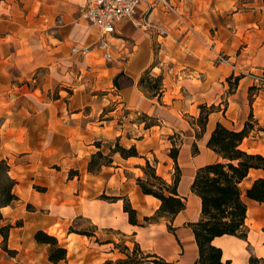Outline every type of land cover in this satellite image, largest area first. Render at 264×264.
Wrapping results in <instances>:
<instances>
[{
	"label": "crops",
	"instance_id": "obj_1",
	"mask_svg": "<svg viewBox=\"0 0 264 264\" xmlns=\"http://www.w3.org/2000/svg\"><path fill=\"white\" fill-rule=\"evenodd\" d=\"M11 1L10 4L8 0L0 1V97H9L15 91L14 81L23 79L28 71L40 67L37 60H24L23 50L28 47L26 44L33 34L42 36L40 44L49 46L57 60L67 57L70 45L87 48L96 44L100 37L98 30L88 26L83 19L82 9L87 0L50 2L45 16L48 22L46 31H40L39 27L27 28L20 4L23 0ZM172 3L177 8L176 15L159 8L149 10L146 4H142L133 18L119 23L116 34L110 38L112 61H105L107 64L99 68L88 69L87 75L81 77L89 88L105 92L101 97L95 92V101L91 104L98 106L100 111L110 107L105 117L108 120L101 121L99 131L95 133L99 140L119 139L124 147L136 146L139 154L145 157V152L152 148L159 134L182 135L179 192L187 198V208L174 221L175 234L168 231L165 221L144 226L131 225L123 200L111 202L101 197L88 198V190L81 183L75 184L72 179L65 180L64 175H48L45 172L47 169L53 171L50 168L53 162L71 160V155L76 158L75 153L84 145L83 138L90 127L84 121L58 120L59 112L65 118L67 107L57 106L60 101L49 105L42 101L37 105L33 112L34 135L31 134L32 126L26 120L14 123L8 120L1 131L0 160L11 162V172L17 173L15 193L19 201L16 203L21 205L14 212H18V219H22L24 224L34 222L35 233L38 230L48 233L61 215L83 217L97 228V233L105 232L111 237L104 247L113 245L111 242L116 235L132 237L144 251L158 254L169 262L197 264L199 249L187 224L201 219L202 201L191 187L199 168L220 160L208 148L213 131L218 124L241 131L251 122L254 131L247 139L254 138L255 143L264 144V84L255 80V77L264 76V0H172ZM34 11L35 8L32 18H35ZM58 15H61L59 22L56 21ZM55 42H59V46H55ZM219 53L225 56L224 62L217 59ZM91 54L97 60L103 59L97 50L84 58H89ZM146 72L163 78L161 97H151L140 87V80ZM237 77L240 78L238 84L234 81L229 83L230 78ZM251 88H255L252 100ZM85 96L92 97L87 93ZM212 106L216 110L210 114L201 138H197L201 107ZM123 108L132 115L159 118L161 125L144 129L138 139L130 137L128 134L135 132V128L118 125L116 119ZM195 144L198 148L196 154ZM46 149L54 152L51 159H47ZM246 151L264 156V150L259 147ZM89 160L85 161L86 171L95 181H99L98 177L104 171L117 165L114 163L113 167L104 168L95 175L88 172ZM116 161L130 165L145 161V158L126 160L117 155ZM124 169L121 165L117 166L106 180L117 185L118 193L105 194L129 198L137 211L139 223L143 224L145 217H152L161 203L157 199L155 202L149 200L152 196L143 194L137 183L133 185L132 179H123ZM260 177H264V171L252 170L243 187L248 188L252 181ZM35 184L43 185L46 190H34ZM74 189L80 190L79 197L84 196L85 199L83 204L73 208L72 215L71 210L64 209V206L71 200ZM246 202V224L250 229L248 239L223 236L213 241V245L223 251V260L230 261V264H250L252 258L264 259V204L250 199ZM27 205L34 206L36 211L27 212ZM45 210L50 214L38 216ZM4 217L12 221L15 214H4ZM100 254L99 264L122 257L116 249ZM69 257L70 252L68 260ZM62 263L65 262L59 264Z\"/></svg>",
	"mask_w": 264,
	"mask_h": 264
},
{
	"label": "rangeland",
	"instance_id": "obj_2",
	"mask_svg": "<svg viewBox=\"0 0 264 264\" xmlns=\"http://www.w3.org/2000/svg\"><path fill=\"white\" fill-rule=\"evenodd\" d=\"M0 1L7 2V0ZM54 1L58 2L59 0H23L20 4L22 5L21 9L24 14V22L27 24V28L29 27V29L32 30L34 27H39L40 31H44L48 23L45 17L47 8L49 7V3ZM8 2L9 4L12 3L11 0H8ZM34 8V13H36L34 15L35 18H32V10ZM60 20L61 15H58L56 21L59 22ZM85 23L91 26L87 22ZM40 41H42V36L33 34L31 36V41L26 44L28 47L23 50L24 60H29L30 62L37 60L40 62V67L28 71L23 79L14 81L13 88H15V91L13 94H9V97H0V133L3 130V125L8 120L13 123L18 120H26V122L32 126L33 129L31 134L34 135L35 124L33 112L37 105L41 104L42 101L43 103L48 102L44 103L45 105L60 101L59 104L56 103L57 106L63 107L66 105L67 107L65 118H63V114L59 112L57 115L58 120H68L72 122L84 121L87 122L90 127H88L86 136L83 138L84 145L75 153L76 158L71 155V160L53 162L50 167L53 171L47 169L45 172L48 175H64L66 178L65 180L69 181V179H72L75 184L80 185L81 183V185L88 190V198L101 197L106 195L105 193L109 195L118 193L117 185L115 183L111 184L106 180L115 172V169L119 165L125 168L123 179H132L133 185L136 186V179L144 176L139 167H145L146 161H139L137 164L130 165L123 164L121 161H116L115 163L117 165H115L114 169L104 171V173L98 177L99 181L92 179L86 171L87 164L85 161L87 158H90L93 152H97V142H102L103 150H106L108 154L110 153L109 147L113 146L114 148L116 143V139L99 140L95 137V133L99 131V123L108 120L105 117L108 115L110 107L109 109L100 111L98 106L91 104L92 101H95L93 98L95 92L100 95L99 97L105 95V92L97 90V88H89L86 86L87 82L81 77L82 75H87L88 69L99 68V66L107 63L101 58L97 60L94 54H91L87 59L79 54L74 55L72 52L74 44L70 45V53L67 57L57 60L51 48L47 45L40 44ZM54 44L55 46H59L60 43L55 42ZM115 86H117L116 83ZM85 92L92 97H86ZM58 110L60 111V109ZM20 113H22V115ZM44 113L47 116V112L45 111ZM116 119L118 125H129L131 128H135V132L133 131L132 134H128L135 139L141 136L143 130L146 129L147 126L152 124H157V126L161 125L159 118L149 117L145 114L132 115L127 112L125 108L117 113ZM138 128L141 129L138 130ZM171 139L177 145H180L183 141V137L180 133L159 134V136L155 137V142L151 145L152 148L145 152V157L152 165H156L158 174L169 182L173 181L175 172L174 162L169 157L172 147ZM255 142L256 140L254 138L247 139L244 141L243 148L247 150L259 147L264 150V144L259 145ZM45 154L47 159H51L54 152L46 149ZM155 160L158 161L157 164ZM9 164H11V162ZM75 171H78V175H76L77 173H73ZM11 175L17 178V173L15 174V171H12ZM33 188L40 192L46 190L45 187L40 184H35ZM79 195L80 190L74 189L71 193V200L66 203V207L64 206V209L67 208L71 210L72 215L74 214L73 208L78 204L84 203L83 198L85 199V197L83 196L80 198ZM19 205H21V203H15L11 208L3 211L5 216L15 214L14 220L9 221L6 217V221L1 225L12 224L13 229L10 233L8 247L10 250L17 251V254L12 255L7 253L4 251L2 245H0V264H51L48 260L49 247L39 245L35 241V223L27 221V224H24L22 219H18V212H14V209L19 207ZM152 207H155L154 203H152ZM26 211L35 212L36 209L32 205H27ZM48 214H50V212L45 210L40 212L38 216L46 217ZM48 233L56 237L59 243L70 252L68 262L62 264H99L100 253H105V250L114 249L120 252V247L123 245L133 248L135 242L132 237L126 238L121 235H116L113 237L115 244L104 247L103 245L111 239L107 233L104 232L103 234H99V231L97 233V228L83 217L71 218L67 215H61L59 221L49 228ZM85 233L94 234L95 236L88 237L83 235ZM262 233L264 234V230Z\"/></svg>",
	"mask_w": 264,
	"mask_h": 264
},
{
	"label": "trees",
	"instance_id": "obj_3",
	"mask_svg": "<svg viewBox=\"0 0 264 264\" xmlns=\"http://www.w3.org/2000/svg\"><path fill=\"white\" fill-rule=\"evenodd\" d=\"M240 78H230L229 83L238 84ZM118 79L115 80L117 85ZM140 87L151 97H161L163 92V78L153 77L146 72L140 80ZM251 88V100L253 91ZM216 110L201 107V116L198 119L200 132L197 138H201L206 130L209 116ZM157 124L147 126L150 129ZM254 125L248 122L241 131L227 128L218 124L208 142V148L216 153L220 160L203 166L198 169L191 190L202 201V215L197 222L189 223L187 226L192 229L199 249L197 264H230V261L223 260V251L213 245L216 238L223 236H234L243 240L248 239L249 227L246 224L248 217V204L246 199L264 204V177L252 181L248 188H244V182L249 178L252 170L264 171V156L261 154L249 153L242 149L243 142L251 136ZM172 147L169 157L174 162L173 181L169 182L158 174L156 165L142 157L136 146L131 148L121 145L117 139L113 146L109 147L110 153L103 150L102 142H97V152L93 153L88 163V172L100 174L104 168L113 167L115 157L123 159L145 158L146 166L139 167L144 176L136 179L137 186L143 194L152 196L161 205L152 217H145L144 223L138 221L137 211L133 208L127 197L101 196V199L111 202L124 201V211L129 216V222L134 226H144L161 221L167 223L168 231L175 234L174 221L177 216L187 208V198L179 192L182 180V170L179 163L182 144L177 145L172 139ZM1 144V133H0ZM194 153H198L197 145H194ZM157 160L155 163L157 164ZM73 173H77L75 171ZM18 181L11 175V166L7 160H0V245L4 251L16 255L17 251L10 250L8 241L10 238L12 224L1 225L6 221L3 211L5 208L14 205L19 201L15 193ZM88 237L94 234H83ZM39 245L49 247L48 260L52 264L68 261V250L62 246L58 239L49 233L38 230L34 235ZM2 239V242H1ZM109 243V242H108ZM115 244L114 242H111ZM121 258L109 259L103 264H177L169 262L158 254L144 251L139 243L134 242V247L127 245L120 247ZM250 264H264V259L252 258Z\"/></svg>",
	"mask_w": 264,
	"mask_h": 264
},
{
	"label": "built area",
	"instance_id": "obj_4",
	"mask_svg": "<svg viewBox=\"0 0 264 264\" xmlns=\"http://www.w3.org/2000/svg\"><path fill=\"white\" fill-rule=\"evenodd\" d=\"M142 4H146L149 10L159 8L166 13L177 14V8L172 0H87L82 9V16L98 30L100 37L93 46L82 49L73 48V54L85 57L93 50H97L101 53L104 61L111 62L110 38L116 34L119 23L133 18ZM217 59L224 62L226 58L219 54ZM255 80L259 84H264V76L255 77Z\"/></svg>",
	"mask_w": 264,
	"mask_h": 264
},
{
	"label": "bare ground",
	"instance_id": "obj_5",
	"mask_svg": "<svg viewBox=\"0 0 264 264\" xmlns=\"http://www.w3.org/2000/svg\"><path fill=\"white\" fill-rule=\"evenodd\" d=\"M242 149H244L243 146H242ZM244 150H246V149H244ZM251 153H253V152L251 151ZM149 200H151L152 202L156 201V199L154 197H151Z\"/></svg>",
	"mask_w": 264,
	"mask_h": 264
}]
</instances>
